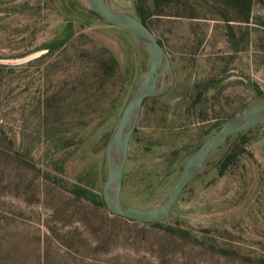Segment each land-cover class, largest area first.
<instances>
[{"label":"rangeland","instance_id":"rangeland-1","mask_svg":"<svg viewBox=\"0 0 264 264\" xmlns=\"http://www.w3.org/2000/svg\"><path fill=\"white\" fill-rule=\"evenodd\" d=\"M110 1L151 11L170 60L123 169L122 202L147 208L225 119L264 100V0ZM148 62L84 0H0V264H264V121L226 139L159 222L97 204L105 147Z\"/></svg>","mask_w":264,"mask_h":264},{"label":"water","instance_id":"water-1","mask_svg":"<svg viewBox=\"0 0 264 264\" xmlns=\"http://www.w3.org/2000/svg\"><path fill=\"white\" fill-rule=\"evenodd\" d=\"M84 1L95 14L108 23L130 31L138 39L149 59L134 95L122 107L117 124L104 150L108 166V172L101 189L104 206L108 212L116 216L144 223L159 222L168 216L177 196L191 180L201 173L204 164L226 139L264 121V100L251 104L225 119L185 159L173 185L155 203L147 208L124 204L120 193L130 135L144 99L159 94L166 85H158V78L168 75V79H170V60L154 33L140 19L121 12L110 0ZM20 60L8 59L4 61L16 63Z\"/></svg>","mask_w":264,"mask_h":264},{"label":"trees","instance_id":"trees-1","mask_svg":"<svg viewBox=\"0 0 264 264\" xmlns=\"http://www.w3.org/2000/svg\"><path fill=\"white\" fill-rule=\"evenodd\" d=\"M163 1H169V0H153L155 5H159L160 3H162ZM244 1H250V0H244ZM137 11L140 13V17L138 19H140L142 22H145L146 17L150 16L151 14H153L151 11H144L141 7L137 8ZM147 25V24H146ZM148 98V97H147ZM146 99V98H145ZM144 99V100H145ZM242 133H237L238 136H240ZM230 148H228V151H226L225 154H223V156L218 160V167H219V174H222L225 169L234 161V155L232 153H230ZM78 194V193H76ZM97 204L102 207L105 211H107V209L104 206V203L101 199H98ZM110 213V212H109ZM116 216V215H114Z\"/></svg>","mask_w":264,"mask_h":264},{"label":"bare ground","instance_id":"bare-ground-1","mask_svg":"<svg viewBox=\"0 0 264 264\" xmlns=\"http://www.w3.org/2000/svg\"><path fill=\"white\" fill-rule=\"evenodd\" d=\"M107 2V1H106ZM108 4H110V5H112V6H114L112 3H110V2H107Z\"/></svg>","mask_w":264,"mask_h":264}]
</instances>
